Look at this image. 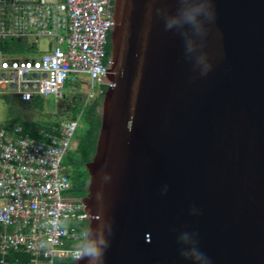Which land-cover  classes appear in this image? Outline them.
<instances>
[{
	"label": "water",
	"instance_id": "95a60500",
	"mask_svg": "<svg viewBox=\"0 0 264 264\" xmlns=\"http://www.w3.org/2000/svg\"><path fill=\"white\" fill-rule=\"evenodd\" d=\"M187 3L114 0L82 199L104 264H264V0L168 27Z\"/></svg>",
	"mask_w": 264,
	"mask_h": 264
},
{
	"label": "built area",
	"instance_id": "2783aa9c",
	"mask_svg": "<svg viewBox=\"0 0 264 264\" xmlns=\"http://www.w3.org/2000/svg\"><path fill=\"white\" fill-rule=\"evenodd\" d=\"M114 15V0H0V46L42 37L54 45L39 59L0 51L2 92L25 103L63 99L67 86L86 75L87 101H94L104 93ZM83 114L39 139L21 125H0V264L14 252L29 255L27 264H58L69 254L78 261L75 245L86 240L88 216L65 165L78 149Z\"/></svg>",
	"mask_w": 264,
	"mask_h": 264
},
{
	"label": "rangeland",
	"instance_id": "374dc122",
	"mask_svg": "<svg viewBox=\"0 0 264 264\" xmlns=\"http://www.w3.org/2000/svg\"><path fill=\"white\" fill-rule=\"evenodd\" d=\"M25 46H29L33 48L31 56L29 54L24 56H15L13 58H31V59H39L43 54L48 53L53 47V41L49 38H38V42L36 43L35 39H29L26 41ZM11 57V56H10ZM77 82H71L67 88L64 90V95H66L67 99H61L54 95L43 96L40 98L41 100V107L34 108L31 105L27 104L28 108L22 109L20 106H17L18 102L11 92L7 95V97H3L4 94H0V123H12L13 125H21L22 121L32 120L36 121V123H40L41 125H49V124H58L69 119L70 114H68L69 108H71V104L74 100V96L78 95L79 93L85 92L88 93L89 87L88 84L90 83L89 77L86 75H79L77 77ZM0 81H1V74H0ZM2 91L0 87V92ZM86 99L85 103L81 104L83 107V112H89L91 107H86L85 104L90 102L87 101V94L83 95ZM31 103V102H28ZM20 105V104H18ZM22 109L21 116L18 114V111ZM23 114V115H22ZM12 124H3V125H12ZM1 125V124H0ZM86 125L83 123L81 124L80 128L76 133V141H80L82 136L85 134ZM77 142V143H78ZM68 161V160H67ZM66 161V162H67Z\"/></svg>",
	"mask_w": 264,
	"mask_h": 264
},
{
	"label": "trees",
	"instance_id": "16d2710c",
	"mask_svg": "<svg viewBox=\"0 0 264 264\" xmlns=\"http://www.w3.org/2000/svg\"><path fill=\"white\" fill-rule=\"evenodd\" d=\"M33 48H27L23 42L20 41H8L2 46H0V51L6 55V56H23L26 54H32ZM110 53V47L107 48V57ZM103 90H107L106 86H102ZM7 97V96H3ZM20 102V101H19ZM27 104H32L31 106L34 108L41 107V100L40 98H36L31 103H25L21 101L20 107L22 109L28 108ZM84 105H80L78 107H71L70 117L72 119L77 118L81 112H83ZM100 107V103H95L89 110V112H84L82 123L86 125V131L85 134L82 136V138L79 141V146L77 149V153L72 155L69 158V161L77 162L80 164V166L83 167V165L91 162L95 155V149L98 139V134L101 126V119L100 115L98 114V109ZM21 126L24 129V133L31 135L32 137L39 139L40 134L42 132H50L53 130V127L58 124H49V125H41L40 123H36V121L33 120H26L22 121ZM85 178L82 181V184L78 188V191L75 192L78 196L84 195V189L86 186V181L88 179L89 174L87 172H84ZM29 255H27L24 252H14L11 254V256L8 258V264H27L29 261ZM18 262V263H17ZM58 264H76L75 260H59Z\"/></svg>",
	"mask_w": 264,
	"mask_h": 264
},
{
	"label": "clouds",
	"instance_id": "9594fccd",
	"mask_svg": "<svg viewBox=\"0 0 264 264\" xmlns=\"http://www.w3.org/2000/svg\"><path fill=\"white\" fill-rule=\"evenodd\" d=\"M183 3V0H182ZM206 15L203 7V0H191V3L184 4L179 11V19L172 20L168 27L174 23L195 24L198 17ZM206 78V74L201 76V82ZM88 235V233H86ZM110 244L105 240L86 239L75 245L74 256L77 260H85L87 264H104L105 254ZM196 264H211V261L198 250L193 257Z\"/></svg>",
	"mask_w": 264,
	"mask_h": 264
},
{
	"label": "flooded vegetation",
	"instance_id": "af4514ba",
	"mask_svg": "<svg viewBox=\"0 0 264 264\" xmlns=\"http://www.w3.org/2000/svg\"><path fill=\"white\" fill-rule=\"evenodd\" d=\"M106 90H104L105 92ZM86 95L85 92H82V93H79L78 95H75L74 96V100L71 101L72 104H71V107H78L80 106L81 104L85 103V97L83 95ZM102 96L103 94H100L99 96H97L95 98L94 101L88 103V104H85L86 107H92L95 103L99 102L101 103V100H102ZM64 100L67 99V97L63 98ZM68 110V114L71 112V108L67 109ZM77 153V151H76ZM75 153V154H76ZM65 172L66 174L70 177V179L72 180V183H73V191L74 193L78 191V188L80 187V185L82 184V181L83 179L85 178V173L84 172H87V169H86V165L84 164L83 167L80 166L79 163H77L76 161L73 162V161H69L66 163L65 165ZM88 173V172H87ZM89 174V173H88ZM89 178L87 179L86 181V186H85V189H84V195L83 196H78L76 193V198L77 200H82L83 198H85L87 195H88V181H89ZM88 231V224H87V227H86V232ZM66 260H73V257L71 254H69L67 257H66Z\"/></svg>",
	"mask_w": 264,
	"mask_h": 264
},
{
	"label": "crops",
	"instance_id": "0c3cea01",
	"mask_svg": "<svg viewBox=\"0 0 264 264\" xmlns=\"http://www.w3.org/2000/svg\"><path fill=\"white\" fill-rule=\"evenodd\" d=\"M23 43L25 44L26 43V41H23ZM29 46H27V48H28ZM24 55H27L26 53L24 54ZM23 55V56H24ZM29 56H31V54H29ZM10 93V91L9 90H7V93H3L2 91L0 92V94H4V96H7L8 94ZM11 94H13L12 92H11ZM14 96H15V98H16V100H17V102H18V104H21V99L19 98V97H17L15 94H13ZM20 101V102H19ZM17 104V106H20V105H18ZM22 111V109H20L19 111H18V114H20V116L19 117H23V116H21V112ZM23 115V114H22ZM32 120H34V119H32ZM1 125H3V124H12V123H0ZM19 125V124H18Z\"/></svg>",
	"mask_w": 264,
	"mask_h": 264
}]
</instances>
